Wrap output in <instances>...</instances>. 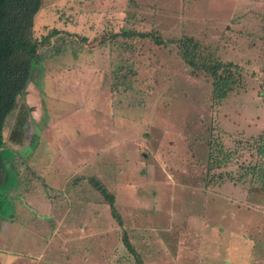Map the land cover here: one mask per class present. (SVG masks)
<instances>
[{
    "label": "rangeland",
    "instance_id": "374dc122",
    "mask_svg": "<svg viewBox=\"0 0 264 264\" xmlns=\"http://www.w3.org/2000/svg\"><path fill=\"white\" fill-rule=\"evenodd\" d=\"M123 27L196 37L243 68L244 87L213 108L211 85L191 76L172 45L135 56L132 89L118 85L111 47L97 40ZM54 28L97 40L68 44L34 68L9 120L0 152V264H264V194L248 197V184L220 188L207 176L214 135L232 150L237 138L264 135V0H43L36 34ZM48 118L80 129L79 172L63 189V175L47 176L62 148L56 131L46 136ZM90 177L115 194L123 226ZM51 178L63 192L45 185Z\"/></svg>",
    "mask_w": 264,
    "mask_h": 264
},
{
    "label": "trees",
    "instance_id": "16d2710c",
    "mask_svg": "<svg viewBox=\"0 0 264 264\" xmlns=\"http://www.w3.org/2000/svg\"><path fill=\"white\" fill-rule=\"evenodd\" d=\"M42 6L43 0H0V152L6 144V134L12 127L9 120L19 109L33 69L40 66L45 59L64 55L68 44L80 45L83 42L92 45V42L97 40L96 38L90 43L87 37L77 40L73 34L63 33L55 28L50 29L47 34L38 36L35 22ZM61 39H64L63 52H60L59 47ZM97 41L98 45L105 44L111 47L114 79L119 80L118 85L122 84L129 89H132L131 77L137 76V71L131 66H135V56L137 58L144 51L152 52L155 47L169 45L175 47L179 58L190 69L191 76L203 77L211 85L210 102L213 108L221 106L232 93L244 87L243 68L239 64L222 61L213 47L196 37L167 38L160 31L123 27L119 32H106L104 37ZM146 44L149 45L148 48H145ZM71 48L74 54L78 53V49ZM47 51L53 52L54 55L52 53L48 56ZM126 53L133 55L126 57ZM261 72L264 74V66ZM259 95L264 98V77ZM219 141L220 138L214 135L209 142L207 158L209 182L215 184L218 180L217 184L222 188L229 182L236 181L237 184H248V197L255 190H260L264 194V135L246 141L237 138L235 139L237 148L234 150L226 148ZM234 162L239 166L236 173L222 171L227 170ZM88 183L106 201L118 225L123 226V220L116 207L115 194L96 177H90ZM122 240L128 251L136 255V249L125 231Z\"/></svg>",
    "mask_w": 264,
    "mask_h": 264
},
{
    "label": "crops",
    "instance_id": "0c3cea01",
    "mask_svg": "<svg viewBox=\"0 0 264 264\" xmlns=\"http://www.w3.org/2000/svg\"><path fill=\"white\" fill-rule=\"evenodd\" d=\"M48 122H50V124L47 127H45L46 136L50 132L53 133V131H56L57 135H58L57 138L60 140L59 142H60V144H62V146H61L62 148H60V150L59 149L57 150V152H58L57 159H58L59 166L52 169V167L50 168V165H49L47 176L50 175L51 173H56L59 176L63 175L62 176L63 181L60 184V187H62V189H63V188H65V186L70 181L75 179V175L79 172L76 169L77 166H75V157L78 154H80V147H78L79 146V138H80V129L74 123L71 125L68 124L66 126H61L59 124V122L52 121L50 118H48ZM14 128H15V126H14ZM78 160L76 163H78ZM31 174H33L32 170H31ZM44 179H45V177H44ZM44 179H43V181H44L46 186H48L49 188L55 189L56 191L63 192L61 190H57L56 187H53V185L49 186V185L53 184V182L56 180V178H51V180H49V182H46ZM72 187L73 186H70L68 188H72ZM26 199H30L29 196H27ZM33 200H35V199L33 198ZM46 200H47V198H46ZM49 202H50V200H49ZM40 205L42 207L52 206L51 202L48 203L47 201L44 203H41ZM62 229L63 228L61 227V230ZM61 232H64V230H62Z\"/></svg>",
    "mask_w": 264,
    "mask_h": 264
},
{
    "label": "flooded vegetation",
    "instance_id": "af4514ba",
    "mask_svg": "<svg viewBox=\"0 0 264 264\" xmlns=\"http://www.w3.org/2000/svg\"><path fill=\"white\" fill-rule=\"evenodd\" d=\"M15 129H17L18 131L15 130ZM19 129H20V130H19ZM13 131H14L15 134H17L18 132H21V131H22V128H17V127H16V128L13 129ZM13 136H14V135H13ZM23 138H24V137H23Z\"/></svg>",
    "mask_w": 264,
    "mask_h": 264
},
{
    "label": "water",
    "instance_id": "95a60500",
    "mask_svg": "<svg viewBox=\"0 0 264 264\" xmlns=\"http://www.w3.org/2000/svg\"><path fill=\"white\" fill-rule=\"evenodd\" d=\"M32 211H34V210L32 209Z\"/></svg>",
    "mask_w": 264,
    "mask_h": 264
}]
</instances>
